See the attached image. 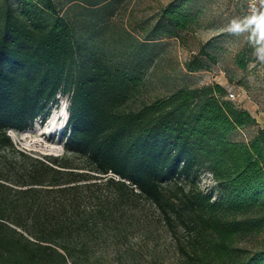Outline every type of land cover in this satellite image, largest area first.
I'll return each mask as SVG.
<instances>
[{
    "label": "trees",
    "instance_id": "obj_1",
    "mask_svg": "<svg viewBox=\"0 0 264 264\" xmlns=\"http://www.w3.org/2000/svg\"><path fill=\"white\" fill-rule=\"evenodd\" d=\"M162 15L173 36L191 21L176 5ZM249 38L236 54L241 68ZM202 55L214 58L201 49L185 69H207ZM137 81L104 55L80 57L53 0H4L0 149L23 155L7 131L25 130L57 93L69 100L62 155L0 161V264H103L105 246L155 224L183 264H264V246L236 245L264 232V127L217 82L129 108Z\"/></svg>",
    "mask_w": 264,
    "mask_h": 264
},
{
    "label": "rangeland",
    "instance_id": "obj_2",
    "mask_svg": "<svg viewBox=\"0 0 264 264\" xmlns=\"http://www.w3.org/2000/svg\"><path fill=\"white\" fill-rule=\"evenodd\" d=\"M53 1L58 13L74 29L80 57L89 59L98 53L137 75V89L128 101L129 108L165 96L181 86L217 82L234 91L240 105L256 120L264 121V60L256 54L264 30L258 34V27L254 25L253 16L246 11L243 0ZM10 3L15 7V0ZM3 5L4 0H0V6ZM172 5L191 20L185 28H173L176 36L164 30L171 26L162 15V9ZM233 26L238 30L232 31ZM247 36H250L247 49H251V53L245 55L246 65L241 68L236 64V54L244 48ZM201 49L214 57L212 60L201 56L208 68L187 71L184 61ZM68 100L67 93H57L55 101L47 104L26 128L27 134H22L24 130H8L13 146L23 155L0 149V161L44 160L45 156L62 155L61 129L65 123L49 135L37 134L35 128L43 129L53 112H60L62 108L67 110ZM252 131L253 128L237 129L231 137L244 138ZM210 184L209 175L200 173L197 179L199 188L207 189ZM155 225L146 232L137 228L127 230L125 237L115 245L109 243L105 246L102 263L183 264L172 234L161 225ZM236 245L249 250L258 249L264 246V232L246 237Z\"/></svg>",
    "mask_w": 264,
    "mask_h": 264
},
{
    "label": "built area",
    "instance_id": "obj_3",
    "mask_svg": "<svg viewBox=\"0 0 264 264\" xmlns=\"http://www.w3.org/2000/svg\"><path fill=\"white\" fill-rule=\"evenodd\" d=\"M245 9L249 12L254 19V25L264 30V23H261V13H264V6L260 4V0H243ZM261 42H264V33L261 35ZM227 96L237 105H240V101L237 99V95L234 91L227 89Z\"/></svg>",
    "mask_w": 264,
    "mask_h": 264
},
{
    "label": "bare ground",
    "instance_id": "obj_4",
    "mask_svg": "<svg viewBox=\"0 0 264 264\" xmlns=\"http://www.w3.org/2000/svg\"><path fill=\"white\" fill-rule=\"evenodd\" d=\"M67 117V110L65 109H61L60 112H53L45 127L43 129H40L38 127L35 128L36 130V133L37 134H43V133H46L47 135H49L51 132H53L54 130H58L61 128V126L63 125L64 121H65V118ZM39 130V131H38ZM27 131L26 129L23 131L22 134H25ZM27 134V133H26ZM39 141V140H38ZM37 143V142H36ZM39 144V143H38ZM41 144V143H40ZM53 148V147H52ZM55 148V147H54Z\"/></svg>",
    "mask_w": 264,
    "mask_h": 264
},
{
    "label": "clouds",
    "instance_id": "obj_5",
    "mask_svg": "<svg viewBox=\"0 0 264 264\" xmlns=\"http://www.w3.org/2000/svg\"><path fill=\"white\" fill-rule=\"evenodd\" d=\"M260 4L264 6V0H260ZM261 23H264V13H261ZM237 27L233 26L232 31H237ZM256 54L259 59L264 60V42H260L256 48Z\"/></svg>",
    "mask_w": 264,
    "mask_h": 264
},
{
    "label": "crops",
    "instance_id": "obj_6",
    "mask_svg": "<svg viewBox=\"0 0 264 264\" xmlns=\"http://www.w3.org/2000/svg\"><path fill=\"white\" fill-rule=\"evenodd\" d=\"M247 99H248V96H247ZM257 122L259 123L260 126L264 127V121L257 119Z\"/></svg>",
    "mask_w": 264,
    "mask_h": 264
}]
</instances>
